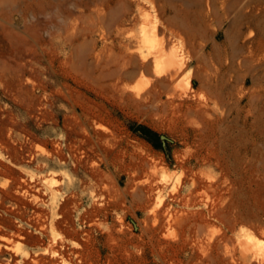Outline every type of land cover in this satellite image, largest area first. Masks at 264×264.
I'll return each mask as SVG.
<instances>
[{
  "label": "rangeland",
  "instance_id": "rangeland-1",
  "mask_svg": "<svg viewBox=\"0 0 264 264\" xmlns=\"http://www.w3.org/2000/svg\"><path fill=\"white\" fill-rule=\"evenodd\" d=\"M0 264H264V0H0Z\"/></svg>",
  "mask_w": 264,
  "mask_h": 264
},
{
  "label": "bare ground",
  "instance_id": "bare-ground-1",
  "mask_svg": "<svg viewBox=\"0 0 264 264\" xmlns=\"http://www.w3.org/2000/svg\"><path fill=\"white\" fill-rule=\"evenodd\" d=\"M156 36V30H153L151 34H146L143 39L148 45H150V47L155 48V73L157 75H161L163 72H174L177 75L186 65V61L179 54H177V52L166 53L163 47L157 42ZM160 202H162V198L160 199ZM243 247L245 251L249 249H255L257 251V249L263 248V246L257 242L250 245L245 243Z\"/></svg>",
  "mask_w": 264,
  "mask_h": 264
}]
</instances>
